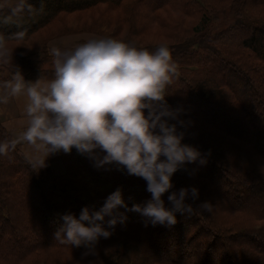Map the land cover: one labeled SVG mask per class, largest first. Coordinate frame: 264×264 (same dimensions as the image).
Returning <instances> with one entry per match:
<instances>
[{"label":"trees","instance_id":"trees-1","mask_svg":"<svg viewBox=\"0 0 264 264\" xmlns=\"http://www.w3.org/2000/svg\"><path fill=\"white\" fill-rule=\"evenodd\" d=\"M121 1L0 0V44L21 43L20 48L25 47L24 50H29L24 55L16 57V64L28 80L38 79L41 75L46 78H51L53 71L52 62H50L51 64L49 66H45L51 60V57L47 55V43H45L46 40L44 43H42V40H36L37 35L49 27L54 21L62 18V16L64 17V15L90 11L98 5L113 8L121 4ZM140 1L141 3L145 2V0ZM167 1L157 0L154 4H146L143 10L150 12L157 11ZM213 11L215 12V10ZM204 14H208L207 11ZM246 15L247 13L245 11L241 12V17L246 19H238L237 23L232 24L229 35L234 36L235 29L238 25H240L239 27L249 28L252 31L251 35H244L243 37L235 36V45L224 42L221 44L223 45V51L221 52H219L220 49H216L217 44L212 43L216 41V35L218 36L220 33H223L224 30H221V32L217 29L215 32L213 29L208 28L210 18H205L202 27L195 29L192 36L185 40L179 39L181 42L178 41L174 45L169 46L173 60L178 65V73L176 76H179L178 81L181 87H179L178 81L176 87L172 79L167 89L170 94L166 99L173 107L181 106L184 109L182 112L183 119L198 122L202 118L200 117L201 113L198 105L207 106V108L215 107L220 116H225L229 112L235 113L240 119H235L234 123L238 127H241L246 135H251L252 132H255L256 127L253 126L247 117L251 115L249 106L251 99H253L252 95L257 91L261 93V97L264 94V80L255 71V67L264 70V66L262 65V61L264 62V23H258ZM201 16L205 17V15ZM147 18L148 15L144 17V19ZM124 19L128 27L126 32L122 33L120 30H112V33L108 36L135 41L140 45L142 43L141 31L138 28L133 29L130 23H128L127 18L124 17ZM226 22L228 21L224 23ZM106 24H103L105 26L100 29L101 31L105 27L107 30L109 29V26H106ZM62 29L63 32L54 35V37L79 31L68 25H64ZM20 33H23V35L21 36ZM198 40H209L211 44H203V46L201 45L202 47H197L195 42ZM192 46H196L197 48H192ZM146 47L152 49L156 46L150 45ZM201 49L205 52L203 55L219 58L222 62L221 67L212 60L210 62L209 59V64L203 63L201 57H198L203 53ZM247 50L252 55L250 53L248 54ZM42 52L44 53V57L41 54ZM187 55H190L191 58L186 59L185 65H183L182 62ZM251 60L256 62L255 66L248 64ZM187 62L191 63L187 65ZM216 65L221 70L217 69L215 71ZM224 68H226L225 71ZM7 77V74L3 73L0 66V80H6L8 79ZM218 77L219 79L216 80ZM244 88L252 90L251 94L245 93L243 91ZM190 97L194 100L193 102L190 101ZM173 99L175 104L172 103ZM195 101L198 102V105H196ZM191 108H194L195 111ZM261 109L264 113V106ZM214 117L211 116L209 119H201V122L207 127V134L214 137L215 133L224 131L225 134L230 135L234 149H236L235 144L239 142L246 144L248 151L255 155L254 161H246L245 165H248V167L246 168L244 165L241 168L242 170H239L232 168L233 162L238 160L234 157L232 159L227 158L224 164L221 163L220 166H217L218 169L216 167L206 169L202 171V174L198 173L197 177L195 175L193 179L196 181V178L203 176L212 185L210 188L204 186L206 188L205 193L217 198L216 200L218 201L225 197L228 198L231 195L233 183H236L240 185L241 189L244 188L250 191L245 196H232L234 201L239 202L236 205L241 206L242 203L240 201L243 199L246 200V206L248 208L250 204H253V206L264 205V174L259 171L261 170V166H264L263 142L255 139L257 143L253 145L247 136L245 137V134L241 132L230 131L222 126H213V121L211 120H214ZM261 120L264 121V117ZM246 128L247 130H245ZM253 137L256 138L254 134ZM196 146L201 149L205 161L208 162L210 160L209 150L202 149V146H205L202 143L196 144ZM208 148L211 150L210 153L217 155L223 150L217 145L213 147L215 150L210 147ZM0 149H2L0 150V264H32L31 261H27L29 260V256L51 248L57 249L58 251L65 250L63 248L66 247L67 250L71 249L75 252L85 250L84 246L71 247L55 241L51 237L54 232L51 230V226L47 225L46 220L41 222L35 220L39 210L45 211V209H49L48 213H41L43 215L45 214L44 217L47 220L55 219L58 217V214L65 213V211L59 212V209L64 204H69L73 205L75 213L79 215L78 211L85 205L99 208L104 203L107 195L117 187H122L129 206L138 201L145 202L151 196L146 190V181L143 178L129 175L126 170L115 164L98 169L88 157L78 153L75 148L69 153L61 150L51 154L46 161V165L39 169L38 164L29 161L23 155L13 142L10 134L1 124ZM244 150V148H241V154L247 159L248 153L245 155ZM231 152L234 151L231 150ZM231 152H229V155ZM54 158L62 159L66 165V170L62 175L56 176L51 170L50 162ZM258 162L259 164L261 163L260 166H258ZM183 173L184 169L182 168L173 175V188L169 192L178 190L183 186ZM224 179L225 182H223ZM101 181H105L104 184L97 186L96 184ZM91 184L95 185L94 188L86 193V188ZM29 189L35 190L37 194L33 202L24 199L25 196H23V194L29 195ZM214 192H218L219 194L215 195ZM126 195L137 197L129 200ZM199 195L207 201L204 194ZM74 196H78L79 198L76 199ZM62 197L64 200H60ZM57 198H59L58 201L56 200ZM164 199L168 203L167 197H164ZM187 202L191 203L193 208L197 210L187 218L186 213L178 212L176 214L177 222L171 226L166 224L153 225L147 222L146 219H143V217H140V213H136L138 217L132 220L129 216V213L132 211H127V220L124 223L132 221L135 225L134 228H114L109 238L100 239L97 250L115 243V238L120 241L122 247L128 243L127 248H125L124 252L119 251L121 248H117L116 250L109 249V252L102 257L100 264H131L136 257L140 264H149L151 262H156L157 264H189L179 256L183 254L181 252L185 251L184 249L188 248L191 243H195V247L200 248L201 252L197 257L190 255V258L193 261L195 260L194 262L196 264H230L233 262L230 260L231 251L229 249L225 253H222V257L216 252V245L221 244V238L224 235L222 228L216 230L218 226L217 221H213L212 224L205 218L207 211L199 209L201 203L199 199L193 200L189 196ZM118 211L125 212L126 210L120 208ZM200 212L205 213L201 214ZM255 214L264 219V211L262 209ZM109 218L106 217L105 219L107 220ZM29 219L33 221L28 223ZM185 219L187 221L191 220L192 223L199 227L197 229H193L191 225L183 227ZM144 223L149 233L140 238L137 234L140 231L139 229H141L140 225ZM176 228H179L178 233H174L175 231L173 229ZM248 229L250 230L252 228ZM201 232H203L204 238L197 240V237H199L198 234ZM153 233L163 239L161 245H159L161 250L169 252L168 254L171 255H177L175 257L179 258L171 257L167 259L158 256L149 257L148 255L138 257L141 250H143V244L145 245L147 241L152 239ZM260 238L257 241L264 243V237L262 236ZM17 247L20 248L17 249ZM181 249L183 250L181 251ZM255 255L256 258H261L260 262H264L263 253Z\"/></svg>","mask_w":264,"mask_h":264},{"label":"clouds","instance_id":"clouds-1","mask_svg":"<svg viewBox=\"0 0 264 264\" xmlns=\"http://www.w3.org/2000/svg\"><path fill=\"white\" fill-rule=\"evenodd\" d=\"M2 49L0 44V55ZM47 55L53 65L51 78L27 80L17 68L8 82L12 96L26 97L23 136L39 153L35 158L39 169L51 154L75 148L98 169L115 164L143 178L151 194L145 202L129 206L122 187H117L99 208L85 205L79 215L62 213L55 241L84 246L83 255H95L100 239L109 238L115 226L127 220V211L140 213L153 225L168 226L177 222L178 212L196 211L187 198H199L198 186L169 192L178 170L206 161L201 149L185 142L184 109L166 99L168 85L178 73L168 44L150 49L123 38L92 36L53 44ZM6 100L0 97V102ZM120 208L126 211L119 212ZM199 209L210 212L211 202H201Z\"/></svg>","mask_w":264,"mask_h":264},{"label":"rangeland","instance_id":"rangeland-1","mask_svg":"<svg viewBox=\"0 0 264 264\" xmlns=\"http://www.w3.org/2000/svg\"><path fill=\"white\" fill-rule=\"evenodd\" d=\"M157 0H145V2L141 3L140 0H122L121 4L117 5V7H110L105 5H98L97 7L93 8L90 11L82 12V13H73L70 15H64L62 18L54 21L49 27L42 30L40 34L37 35L36 40H42L44 43H47V48H49L53 44H57L60 42H63L64 40H68L69 43H76L80 42L83 39L92 37V36H108L112 33V30H120L122 33L126 32L127 30V22L125 21L124 17L127 18L128 23H130L131 27L133 29H139L141 31V38L142 43L141 46H157L162 42H166L168 46L174 45L179 39H187L188 37L192 36L195 32V29H200L202 27L203 21L205 18H210V25L208 28L213 29L215 32L216 30H224L223 33H220L218 36L216 35V41L212 44L216 43V49H220L219 52L223 51V44L228 43L231 45H235L234 39L235 36H241L244 35H251L252 31L249 28H243L237 26L235 29L234 36L229 35V30L232 28V24L234 25L237 23L238 19H246L244 17H241V12L245 11L247 13L246 16L251 17V19H254L258 23L262 22L264 23V0H168L165 5H163L162 8H160L157 11H144L145 5L154 4ZM170 1V2H169ZM208 2V3H206ZM201 9H203L201 11ZM215 10V12L213 11ZM208 14H204L206 12ZM148 15L147 19H144V17ZM201 15H205V17H202ZM82 16L81 18H79ZM237 17V18H236ZM237 19V20H236ZM225 21H228L224 23ZM101 23V24H100ZM107 23V24H106ZM106 24V26H109V29L107 30L106 27L103 31L100 29L103 28ZM64 25H68L69 27L72 26L75 30H79L72 33H67L62 36L54 37V35H58L59 33L63 32L62 27ZM216 25V26H215ZM129 26V25H128ZM216 28H215V27ZM225 28V29H223ZM81 30V31H80ZM222 32V31H221ZM233 40V41H229ZM202 41V42H201ZM239 41V40H237ZM181 42V41H180ZM21 43H6L3 45V55H0V66L1 70L4 74H7V78H12L14 73L17 71L18 65L16 64V57L24 55V53L29 52V50H24L25 47L20 48ZM196 46H203V44H211V41L209 40H198L195 42ZM196 46H192V48H197ZM201 46V47H202ZM24 50V51H23ZM202 55L198 56L201 57L203 63H207L208 59L211 62L214 61L215 64H218L219 66L222 65V62L219 58H212L207 55H203L205 52L203 49H201ZM248 54L251 52L248 51ZM198 54V53H197ZM252 55V54H251ZM209 57V58H207ZM2 58V59H1ZM190 55L187 57H184V60L182 62L183 65H185V60L190 59ZM207 58V60H206ZM51 60L45 64V66H49L51 63ZM191 62H187L186 64H190ZM197 63V61H196ZM248 64L254 65L256 62L254 60H251L248 62ZM262 65L264 66V62L262 61ZM221 67V66H220ZM251 67V66H250ZM20 69V68H19ZM221 70L217 65L215 67L216 70ZM223 69V68H222ZM226 68H224V71ZM259 70V71H258ZM255 71L258 72L257 74L260 75V77L264 80V70L262 68L255 67ZM221 78V77H220ZM179 79V76L176 75L173 77V81L175 82V85L177 87V81ZM216 78V80H218ZM239 83V82H237ZM179 84V81H178ZM179 87L180 84H179ZM185 91V90H184ZM245 93L251 94L252 90H247L244 88L243 90ZM254 92V91H253ZM243 93V92H241ZM183 94V93H182ZM253 99H251V103L249 106V110L251 112V115L248 118L250 122H252L253 126L256 127L255 132H252L251 135L245 134L244 130L241 129V127H238L234 121L235 119H240L237 117V115L233 112L227 113L225 116H220L218 114V110L215 107H208L198 105V102H196V105H198L200 108V120L198 122L195 121H188L186 132L187 135L185 136V142L191 143L196 146V144H204L205 146H202V149L204 150H210L208 147L213 148L214 146H219L220 149H223L220 151V154H213L210 153V160L208 162L200 163L199 161L195 163L188 164L186 166V169H184V173L182 174V180H183V186H199L200 192L199 194H204L207 201L211 202L212 209L211 211H207V216L205 217L209 222L213 224V221H217V228H222L224 231V235L221 238V244L216 245V252L220 254V257H222V253H225L227 249L231 251V257L230 260L233 261L230 264H264V262H260L261 258H256L255 254H261L263 253L264 256V243H261L260 241H257L261 239L260 237H264V234L261 235V233H264V219L260 218V216L256 215L257 211H260L261 209L264 211V205H257L253 206V204L249 205V208L246 206V200H241L242 203L241 206H238L239 202L234 201L232 196L236 195H243L249 194L250 191L247 189H241L240 185L233 183V188L231 189V195L228 198H222L220 201L216 200L217 198L212 197V195H208L205 193L206 187L210 188L212 185L207 182L203 176L201 178H196L198 173L202 174V171L206 169H211L213 167L220 166L221 163L224 164V162L227 160V158H235L238 161L233 162L232 168L242 170L243 166L246 164V161L252 160L254 161L255 155L252 152L248 151V146L246 144H243L239 142L238 144H235L236 149H234L233 143L230 140V135L225 134L224 131H220L215 133L214 137L207 134V127L204 123L201 122V119H209L211 116H217L214 117L213 126H222L224 128H227L230 131H235L237 133L241 132L242 134H245V137L252 142L253 145L257 143V141L263 142L264 147V121L261 119L264 117L263 110L261 109L262 106H264V94L261 97V93H254L252 95ZM184 102L185 100L182 99ZM190 101H194L192 97H190ZM194 102V103H195ZM173 104H175L174 99L172 101ZM190 107V106H189ZM192 109V108H191ZM195 111V109H192ZM197 112V111H196ZM217 113V114H216ZM194 116V115H193ZM196 116V115H195ZM187 117V116H186ZM247 130V128L245 129ZM209 132V131H208ZM253 134L256 138L253 137ZM257 139V141L255 140ZM208 143V144H207ZM211 145V146H210ZM200 146V145H197ZM233 147V148H232ZM241 148H244L243 151L246 155L248 153L247 159L244 158L241 154ZM213 150H215L213 148ZM234 151V152H231ZM229 152L230 155H229ZM226 155V157H225ZM240 160V161H239ZM227 164V162H226ZM194 165V166H193ZM261 163L258 166H260ZM242 166V167H241ZM250 166V165H249ZM247 168L248 165H245ZM216 169V170H217ZM261 172V170H259ZM237 172V171H236ZM262 173V172H261ZM196 175V181L193 179ZM117 176V175H116ZM201 176V175H200ZM226 179V177H225ZM225 179L223 182H225ZM105 181H101L98 185H103ZM203 185V187H202ZM95 185H89L86 188V193L88 191H91L94 188ZM264 187V182H263ZM142 188V187H141ZM37 190V189H36ZM139 193V192H138ZM169 192H166L164 194V197H167ZM214 194H219L218 192H214ZM24 199L32 201L35 200L34 198L37 197L36 191L33 189H29V195H24ZM125 196V195H124ZM76 199H78V196H74ZM127 199H132L134 196H127ZM137 197V196H136ZM134 197V199L136 198ZM59 198L56 200L58 201ZM200 202L205 201L202 197L199 198ZM60 200H64L62 197ZM63 202V201H62ZM139 202V201H138ZM136 203V202H135ZM142 203V201H141ZM243 206V207H242ZM246 207V208H244ZM49 209L39 210L37 212V217H35L36 221H44L46 220L47 225L51 226V230L55 232L56 228L58 227V217L60 214H58V217L55 219H46L44 215L41 212H47ZM60 211H74L73 205H63L60 209ZM80 213V210L78 211ZM138 212H130L129 216L131 219H136L138 216ZM205 213V212H200ZM136 214V215H135ZM186 218L190 217L191 214L186 213ZM203 216V215H201ZM140 217H143L140 214ZM143 219H146L143 217ZM30 221H33L31 219L28 220V223ZM188 225H191L193 229H197L199 226L192 223L191 220L185 219V222L183 223V227H186ZM134 223L126 222V223H118L115 226V229H124L127 227L134 228ZM220 226V227H219ZM141 229L138 232V237H143L147 233L146 224L140 225ZM259 227V228H258ZM252 228V229H248ZM258 229V230H257ZM175 232L178 233L179 228L173 229ZM198 239H203L204 234L203 232L198 234ZM51 237L54 239V233L51 235ZM180 238V237H179ZM55 240V239H54ZM162 238L159 237L157 234H152V239L150 241H147L146 244H143V250H141L138 257L148 255L150 256H158L160 258H179L189 264H196L191 258L190 255L193 257H197L201 252L200 248L195 247V243H191V245L184 249L185 251H182L183 253L179 257H175L177 255H171L168 254L169 252L161 250L159 245H161ZM15 241V240H14ZM184 242V241H183ZM185 244V243H184ZM128 243L124 244V246H121L120 241H118L117 238H115V243L109 244L103 248H100L96 250L95 255H83L85 250H82L81 252H75L71 249L65 250H57V249H45V251H41L40 253H34L31 256H29L28 262L31 261L32 264H100V261L102 260V257L105 256L109 251V249L116 250L117 248L119 251H125V248H127ZM67 246V245H66ZM20 247H17L19 249ZM118 251V250H117ZM116 252V251H115ZM135 259V260H134ZM133 263L131 264H140L138 261V258H134ZM151 262V261H150ZM149 264H157L156 262H151ZM198 264V263H197Z\"/></svg>","mask_w":264,"mask_h":264},{"label":"crops","instance_id":"crops-1","mask_svg":"<svg viewBox=\"0 0 264 264\" xmlns=\"http://www.w3.org/2000/svg\"><path fill=\"white\" fill-rule=\"evenodd\" d=\"M63 42L69 43L68 40H64ZM12 78L0 80V97H7L6 102H0V124L5 127L13 142L23 155L29 161L35 162V158L39 155V153L24 139L23 136L27 127V118L24 114L26 97L23 95L12 96L10 94L8 82L11 81ZM25 79H27L26 76ZM50 166L53 174L56 176L62 175L66 170V165L60 158L52 159Z\"/></svg>","mask_w":264,"mask_h":264}]
</instances>
